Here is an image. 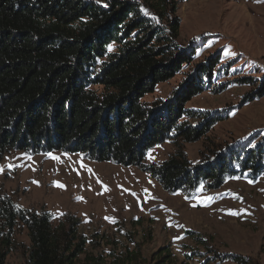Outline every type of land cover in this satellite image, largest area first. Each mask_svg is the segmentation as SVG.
Here are the masks:
<instances>
[{"label":"trees","instance_id":"obj_1","mask_svg":"<svg viewBox=\"0 0 264 264\" xmlns=\"http://www.w3.org/2000/svg\"><path fill=\"white\" fill-rule=\"evenodd\" d=\"M176 10L177 0H0V156L9 149L80 153L135 166L171 192L262 173L264 139L214 150L194 165L180 149L159 164L144 163L156 145L199 140L221 119L185 107L210 86L218 54L195 65L167 99L142 100L195 55L178 42ZM62 217L53 226L50 212L0 196V264L17 221L27 229L28 264H74L91 240L77 233L79 218Z\"/></svg>","mask_w":264,"mask_h":264},{"label":"rangeland","instance_id":"obj_2","mask_svg":"<svg viewBox=\"0 0 264 264\" xmlns=\"http://www.w3.org/2000/svg\"><path fill=\"white\" fill-rule=\"evenodd\" d=\"M176 14L178 42L195 55L142 100L167 99L195 65L218 54L210 86L185 107L221 119L199 140L156 145L144 163L159 164L180 149L194 165L214 150L255 146L264 139V0H177ZM0 196L50 212L53 226L63 214L79 218L77 233L91 242L74 264H264V167L254 178L227 177L218 188L171 192L135 166L9 149L0 156ZM29 245L17 221L5 264H28ZM129 253L134 263L123 260Z\"/></svg>","mask_w":264,"mask_h":264},{"label":"snow or ice","instance_id":"obj_3","mask_svg":"<svg viewBox=\"0 0 264 264\" xmlns=\"http://www.w3.org/2000/svg\"><path fill=\"white\" fill-rule=\"evenodd\" d=\"M60 187H63V185H59ZM232 214H236V213H232Z\"/></svg>","mask_w":264,"mask_h":264}]
</instances>
